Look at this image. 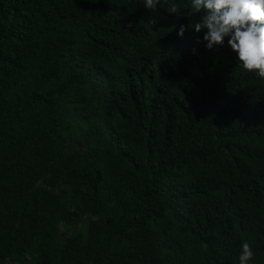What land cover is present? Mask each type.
Wrapping results in <instances>:
<instances>
[{"label": "trees", "instance_id": "trees-1", "mask_svg": "<svg viewBox=\"0 0 264 264\" xmlns=\"http://www.w3.org/2000/svg\"><path fill=\"white\" fill-rule=\"evenodd\" d=\"M175 2L0 0V264H264V78Z\"/></svg>", "mask_w": 264, "mask_h": 264}, {"label": "clouds", "instance_id": "clouds-1", "mask_svg": "<svg viewBox=\"0 0 264 264\" xmlns=\"http://www.w3.org/2000/svg\"><path fill=\"white\" fill-rule=\"evenodd\" d=\"M142 7L157 11L165 8L176 14L175 0H142ZM185 15L197 17L189 27L202 37L206 50L226 46L235 54L237 67L264 78V0H187ZM186 26L180 24L176 30L183 37ZM195 53V49H192ZM253 248L247 240L240 243L236 264H250Z\"/></svg>", "mask_w": 264, "mask_h": 264}]
</instances>
